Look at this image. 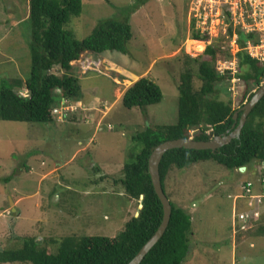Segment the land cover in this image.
<instances>
[{
    "label": "rangeland",
    "instance_id": "374dc122",
    "mask_svg": "<svg viewBox=\"0 0 264 264\" xmlns=\"http://www.w3.org/2000/svg\"><path fill=\"white\" fill-rule=\"evenodd\" d=\"M28 2L0 0V79H19L22 86L18 91L24 94L23 82L30 72V25L25 20ZM134 2L82 0L81 14L66 24L77 39L85 38L106 18L119 20L128 15L132 29L128 53L84 54L79 61L91 56L90 61L101 62L99 70L91 63L86 68L81 65L82 72L73 68L83 96L71 102L77 109L66 121L0 120L1 249L18 247L22 236L43 242L74 234H118L138 211L139 200L128 196L120 183L123 164L134 161L141 148L131 136L147 125L176 122L179 76L190 68L194 88H199L197 64L191 58L202 56L207 43L233 55L236 52L237 45L227 34L228 22L222 18L208 22V40L190 38L189 0H148L130 13ZM233 57L225 53L217 61L229 62ZM51 71L62 73L58 66ZM220 74L223 78L215 85L217 96L230 101L233 108L239 107L243 93L258 88L251 80L243 82L238 70ZM141 76L153 79L162 91L161 101L145 107V113L121 103L124 90ZM258 164L239 172L204 161L168 171L164 179L168 199L182 207L192 221L190 248L182 264H264V236L256 233L264 224V201L261 218L249 219L245 232L235 229L232 216L234 209H246L244 200L239 199L240 186L257 182ZM9 175V181L4 182ZM56 246L52 243L48 250L54 253Z\"/></svg>",
    "mask_w": 264,
    "mask_h": 264
},
{
    "label": "trees",
    "instance_id": "16d2710c",
    "mask_svg": "<svg viewBox=\"0 0 264 264\" xmlns=\"http://www.w3.org/2000/svg\"><path fill=\"white\" fill-rule=\"evenodd\" d=\"M147 1L135 0L130 13ZM81 12L82 0H29L25 20L30 25L27 42L30 72L23 82L28 94H19L18 88L22 86L19 79L1 78L0 120L44 124L55 122L52 108L59 104L60 98L67 104L82 99L79 78L72 72L74 67L82 72L79 60L84 54L98 55L109 50L128 53L127 43L132 38L128 15L119 20L101 19L85 38L77 39L74 32L66 28V24ZM189 27L190 38L195 41L208 40V34L195 31L193 21L189 22ZM233 33L237 35L236 44L239 46L234 55L217 44L209 43L203 49L202 56L191 58L197 64L198 89L194 88L190 68L180 74L176 86V122L147 125L131 136L141 148L134 161L123 164L120 183L131 198L139 200L140 195L143 196L142 208L138 210L137 216L127 220L123 229L113 237L74 234L39 242L34 236H22L18 247L0 248V263L127 264L154 234L163 216L162 204L148 173V158L153 148L165 140L192 138L207 141L214 136L232 132L238 124V118L233 119L234 112L238 111L239 117L241 107L253 94L243 93L237 109L233 108L230 101L220 100L215 85L223 76L216 70V61L228 53L236 57L237 70L243 82L251 80L259 87L264 78V64L250 58L242 49L246 41L254 39V35L239 29L233 30L229 25V39ZM72 61H75V65L71 64ZM55 66L62 71L60 75L51 71ZM161 99L160 86L150 77L141 76L124 90L121 103L127 109L137 107L145 113V107L157 104ZM204 161H214L229 170L245 167L246 171L254 162L264 161V96L248 114L239 136L229 143L214 151L185 148L166 151L159 164L164 192V179L172 167L183 169ZM10 178V175L5 176L3 181L7 182ZM239 199L246 200L243 197ZM170 203L171 215L163 235L139 264H182L187 256L192 221L182 207L172 201ZM243 205L246 206V203ZM256 233L264 236V224L257 227ZM52 243L57 245L54 253L48 250Z\"/></svg>",
    "mask_w": 264,
    "mask_h": 264
},
{
    "label": "built area",
    "instance_id": "2783aa9c",
    "mask_svg": "<svg viewBox=\"0 0 264 264\" xmlns=\"http://www.w3.org/2000/svg\"><path fill=\"white\" fill-rule=\"evenodd\" d=\"M189 2V22H194L195 31L208 34V22L212 21L213 18H222V22H228L227 27L231 25L233 30L239 29L244 33L254 35V39L246 41L242 49L250 58L264 63V0H189ZM236 39L237 35L233 33L230 39L232 44H236ZM238 50L239 46L237 45L236 52ZM90 57L86 55L84 62H80L81 65L86 68V64L91 63L95 67L94 70L98 71L102 65L101 62L90 61ZM228 69L236 72V57H233L229 62L217 61L216 70L219 74ZM20 94L25 95L24 92H20ZM79 106H81V103H79ZM76 109L77 105L67 104L62 98L59 104L52 108V112L56 122H64L68 119L69 114ZM99 125L97 123V126ZM108 128H112V126L108 125ZM192 132L191 129L190 133ZM257 166L259 174L257 182L248 181L240 186L242 194L239 197L246 199L244 200L246 209L233 210V226L239 231H245L249 228L247 226L249 219H256L255 221H257L260 217V206L262 197H264V161Z\"/></svg>",
    "mask_w": 264,
    "mask_h": 264
},
{
    "label": "water",
    "instance_id": "95a60500",
    "mask_svg": "<svg viewBox=\"0 0 264 264\" xmlns=\"http://www.w3.org/2000/svg\"><path fill=\"white\" fill-rule=\"evenodd\" d=\"M264 96V83L260 84L259 87L253 92L251 97L243 104L241 107V114L238 117V111L234 112L233 119L237 120L238 124L235 129L227 134L217 135L212 137L210 140H194L192 138H177L171 140H165L155 146L148 158V173L150 175V179L154 188L156 195L158 196L163 209L162 220L154 232V234L145 242V244L140 248V250L136 253V255L127 263V264H139L143 257L147 254V252L154 246V244L159 240V238L163 235L169 219L171 215V203L168 197L166 196L160 175H159V164L164 155V153L173 148H185V149H195V150H205L210 149L214 151L215 149L229 143L233 138L238 137L242 127L245 124L246 118L252 108L258 103L259 100ZM239 172H244L245 167H240L238 169ZM142 199L143 196L140 195L138 210L142 208ZM13 202H10L12 205ZM13 207V206H12ZM14 208H12V212H14ZM138 211L135 216H137Z\"/></svg>",
    "mask_w": 264,
    "mask_h": 264
},
{
    "label": "clouds",
    "instance_id": "9594fccd",
    "mask_svg": "<svg viewBox=\"0 0 264 264\" xmlns=\"http://www.w3.org/2000/svg\"><path fill=\"white\" fill-rule=\"evenodd\" d=\"M205 48V47H204ZM259 62V61H258ZM262 64H264V63H262ZM20 91V90H19ZM24 92V91H23ZM19 94H20V92H19ZM27 94H28V91H27ZM27 94H25V95H27ZM21 95V94H20Z\"/></svg>",
    "mask_w": 264,
    "mask_h": 264
},
{
    "label": "crops",
    "instance_id": "0c3cea01",
    "mask_svg": "<svg viewBox=\"0 0 264 264\" xmlns=\"http://www.w3.org/2000/svg\"><path fill=\"white\" fill-rule=\"evenodd\" d=\"M116 84H114L113 86H115ZM95 103V102H94ZM99 123V122H98Z\"/></svg>",
    "mask_w": 264,
    "mask_h": 264
},
{
    "label": "bare ground",
    "instance_id": "6f19581e",
    "mask_svg": "<svg viewBox=\"0 0 264 264\" xmlns=\"http://www.w3.org/2000/svg\"><path fill=\"white\" fill-rule=\"evenodd\" d=\"M200 48H201V46H200Z\"/></svg>",
    "mask_w": 264,
    "mask_h": 264
}]
</instances>
